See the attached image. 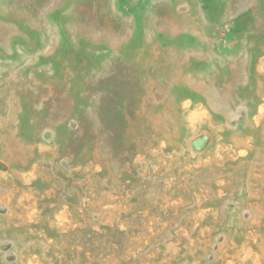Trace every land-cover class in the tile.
Masks as SVG:
<instances>
[{
	"label": "rangeland",
	"instance_id": "1",
	"mask_svg": "<svg viewBox=\"0 0 264 264\" xmlns=\"http://www.w3.org/2000/svg\"><path fill=\"white\" fill-rule=\"evenodd\" d=\"M0 264H264V0H0Z\"/></svg>",
	"mask_w": 264,
	"mask_h": 264
},
{
	"label": "bare ground",
	"instance_id": "2",
	"mask_svg": "<svg viewBox=\"0 0 264 264\" xmlns=\"http://www.w3.org/2000/svg\"><path fill=\"white\" fill-rule=\"evenodd\" d=\"M22 263V262H21Z\"/></svg>",
	"mask_w": 264,
	"mask_h": 264
}]
</instances>
